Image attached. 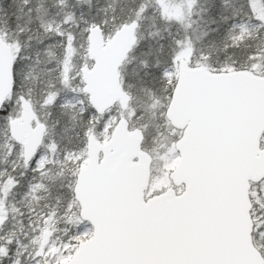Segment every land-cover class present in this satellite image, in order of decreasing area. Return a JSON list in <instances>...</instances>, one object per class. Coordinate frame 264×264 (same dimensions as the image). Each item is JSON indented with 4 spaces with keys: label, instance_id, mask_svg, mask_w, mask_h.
Returning <instances> with one entry per match:
<instances>
[{
    "label": "snow or ice",
    "instance_id": "6c2138e0",
    "mask_svg": "<svg viewBox=\"0 0 264 264\" xmlns=\"http://www.w3.org/2000/svg\"><path fill=\"white\" fill-rule=\"evenodd\" d=\"M196 3L133 0L124 15L79 17L66 6L40 24L60 47L44 45L54 59L46 81L35 65L23 71V26L14 38L0 28V80L12 85L0 89V143L12 156L0 168V264H264V0H242L220 17L223 48L244 44L240 62H213L212 45L197 46L219 25H200L209 8ZM146 16L169 30L167 46L159 27L147 33L161 42L154 61H139L150 77L141 96L119 66L139 47ZM40 108L65 113L63 135L49 133L59 121L50 125ZM22 120L30 139L15 131ZM68 129H77L73 146L62 143ZM53 164L59 171L45 175ZM26 170L30 193L57 180L64 191L29 210L21 234L7 227L18 211L8 196Z\"/></svg>",
    "mask_w": 264,
    "mask_h": 264
},
{
    "label": "trees",
    "instance_id": "16d2710c",
    "mask_svg": "<svg viewBox=\"0 0 264 264\" xmlns=\"http://www.w3.org/2000/svg\"><path fill=\"white\" fill-rule=\"evenodd\" d=\"M56 1L60 0H0V28H3L7 24L9 31L17 32L16 29L23 26L24 30H30L38 28L40 21L45 20L46 18L53 16L52 10L56 8L53 6ZM68 0H65L66 3ZM242 0H228L227 4H222L219 0H197V3L194 5L195 8H209V11L202 12L200 15H203L205 19L199 20L198 23L206 28L215 29L217 25L219 28L217 31L209 32L208 36L203 41H197L198 47H205L206 45H212V55L211 59L215 62L217 59L223 60L227 58L228 60L235 59L237 62H240L246 59V52L244 49V44H241L240 47H229L228 49L223 48V34L225 32L224 22L221 20V15L227 14L231 15L234 10L239 8ZM133 0H79L74 1L76 7L80 6V11L83 12L84 16H93V15H114L120 14L124 15L129 11L130 6L132 5ZM211 6V7H210ZM107 9V11H105ZM192 17H197V12L192 11ZM242 15V13H239ZM158 19V18H157ZM156 19V20H157ZM173 27L171 31H176V24H172ZM199 32V28H197ZM23 34L26 32L19 33L23 37ZM163 40L165 46H167L168 41V30L163 32ZM27 36V35H26ZM258 39V37L256 38ZM215 41V43H213ZM161 42V37L158 39L152 38L151 36H143L140 40V45L137 49L130 52L128 60L133 61L135 67V73L132 75L131 84L133 85V91L140 93L139 85L143 81H147L150 77L144 75V69L140 65L139 61L141 58L149 59L154 61L158 53V46ZM245 43L255 44V39L250 38ZM207 50V49H206ZM46 81V80H44ZM152 86V85H150ZM36 95H38V87ZM48 117L51 121H59L55 123L54 134H61L62 125L66 120L65 113L52 109L48 111ZM77 129H68V132L71 134V140L67 138L62 142L69 144V146L75 145L77 137L75 132ZM30 175L27 174L26 177L20 178V183H26L30 179ZM49 192H51V197L55 200L56 194L63 192L64 189L59 187V180L53 183ZM58 188L55 190V187Z\"/></svg>",
    "mask_w": 264,
    "mask_h": 264
},
{
    "label": "rangeland",
    "instance_id": "374dc122",
    "mask_svg": "<svg viewBox=\"0 0 264 264\" xmlns=\"http://www.w3.org/2000/svg\"><path fill=\"white\" fill-rule=\"evenodd\" d=\"M74 1L79 0H68V3L61 4L59 1H56L53 6H56L54 10H52L53 16H50L46 18L43 21L48 20H58L60 18V15L62 14V9H64L66 6L70 5L72 6L77 14V17L83 12L80 11V6L74 5ZM170 12H176L178 11L177 7H171L169 8ZM41 24V21L39 22ZM143 27L142 31L145 33V36H148L147 33L152 30L154 27H159L161 32L163 33L164 30H169L164 27V22L160 21L159 19L155 20V23H153L152 16H146L143 20ZM40 24H38V28L30 29V30H24L26 34H23V37H21L22 41L26 44V47H24V52L26 55L23 58V64L24 68L23 71H27L28 65L32 64L35 65L31 69L32 72L36 73V79L37 80H47L49 77V73L47 71H44L45 68L49 67L51 63H54V59L49 57V52L44 51V45H48L50 51L54 54H58L60 52L59 45L55 44V41L58 40V36L56 35H50L43 32V29L41 28ZM173 24V23H172ZM170 25V30L173 27V25ZM10 37H16L18 35L17 32H11L9 31ZM27 35V36H26ZM43 36V41L39 39L40 36ZM28 37H31V39H28ZM152 38L158 39L160 38L159 35H153ZM39 57L37 60L36 58ZM76 61H79L78 57H75ZM135 67L133 65L132 60H126L123 67L121 68V73L124 77L125 87L129 83H131L132 75L135 73ZM24 83L25 87H27L28 82H22ZM33 87H38L36 85H33ZM66 95L71 96L72 93L66 92ZM41 118L46 119L50 125L53 124L51 119L48 117V111L47 108H40L39 109ZM56 125H54L55 127ZM54 127L49 128V133L54 134ZM7 133V128L3 123H0V142H2L5 139ZM154 130L152 132L148 133V140L151 142V136L153 135ZM8 152L7 146H5L3 143H0V168L8 167L11 168V163H5V160L12 161V156H7L6 153ZM59 165L53 164L51 165L49 172L45 173V175H55L59 171ZM15 171L19 172L22 170V162H17L15 166ZM27 173L32 177V172L30 170H26ZM30 177V178H31ZM29 182V181H28ZM28 182L26 183H19L15 186H13L12 191L10 192L8 196V200L11 202L10 208L12 205H15V209H18V211H10L9 213V222L7 227L15 229L19 233H23L27 230L28 227V221L27 216L29 215V210H35L41 206L46 205L47 203H54L55 200L51 197V192H49V189H38L35 191V193H30L28 190ZM51 186L53 183L48 182ZM55 184V183H54ZM51 188V187H50ZM58 188V186L55 187V190ZM22 213V214H21ZM259 214V213H258ZM63 222H58V229L63 228ZM5 231L4 227H0V232ZM61 232L55 231L53 232V236H60ZM24 239H27L24 237Z\"/></svg>",
    "mask_w": 264,
    "mask_h": 264
},
{
    "label": "water",
    "instance_id": "95a60500",
    "mask_svg": "<svg viewBox=\"0 0 264 264\" xmlns=\"http://www.w3.org/2000/svg\"><path fill=\"white\" fill-rule=\"evenodd\" d=\"M121 65L119 66V68L121 67ZM11 86L12 85L10 76L7 78L6 81L0 80V89H2L5 93H7V91L11 89ZM15 131L17 134L25 137L26 139H30V128L25 121H18L15 125Z\"/></svg>",
    "mask_w": 264,
    "mask_h": 264
}]
</instances>
